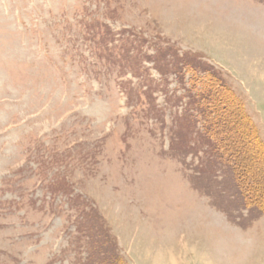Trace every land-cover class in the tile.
Listing matches in <instances>:
<instances>
[{"label": "rangeland", "instance_id": "rangeland-1", "mask_svg": "<svg viewBox=\"0 0 264 264\" xmlns=\"http://www.w3.org/2000/svg\"><path fill=\"white\" fill-rule=\"evenodd\" d=\"M210 79L264 140V0H0V264H264Z\"/></svg>", "mask_w": 264, "mask_h": 264}, {"label": "trees", "instance_id": "trees-1", "mask_svg": "<svg viewBox=\"0 0 264 264\" xmlns=\"http://www.w3.org/2000/svg\"><path fill=\"white\" fill-rule=\"evenodd\" d=\"M212 82L211 86L204 88L205 93L200 94L199 96H203L199 100L201 106H205V108L209 109L208 115V123L210 125L209 129H207L206 133L208 134L209 140L212 141L214 147L216 149L217 155L222 159L224 163H231L233 166L234 175L237 176L240 186H243L245 182H247L248 189L250 190V198L254 200L255 204L259 203L260 199L264 198L263 190L261 191L259 186L253 182V170L251 169V162L254 161L255 157H250L249 155H245V147L242 146L241 138L234 132V126H238V121L247 122V130L253 131L255 141L253 137H250L248 140L250 143H254L259 148L262 147L264 150V140L260 137L259 127L256 122L253 120L251 115L246 109V104L243 99H240L236 96L232 88L228 87L223 81L221 83L217 82L215 79H210ZM203 91V89H201ZM223 90H227L223 92ZM230 99L231 101H235V106H238L237 110H228L226 99ZM227 99V100H228ZM233 122L231 127L229 126V122ZM239 128V126L237 127ZM237 128L235 130H237ZM231 129V130H229ZM240 131V129H238ZM241 131L237 134L240 135ZM241 137H243V132L241 133ZM244 138V137H243ZM250 158H253L252 160ZM252 176V181L249 177ZM253 189V190H251ZM255 196H254V192ZM257 192V193H256ZM264 200V199H263ZM264 203V202H263ZM262 207V214H264V204Z\"/></svg>", "mask_w": 264, "mask_h": 264}]
</instances>
